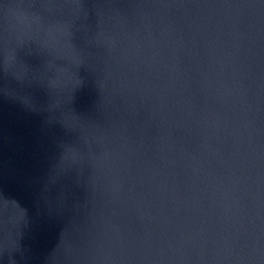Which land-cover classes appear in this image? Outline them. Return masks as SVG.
<instances>
[{
    "label": "water",
    "instance_id": "obj_1",
    "mask_svg": "<svg viewBox=\"0 0 264 264\" xmlns=\"http://www.w3.org/2000/svg\"><path fill=\"white\" fill-rule=\"evenodd\" d=\"M0 264H264V0H0Z\"/></svg>",
    "mask_w": 264,
    "mask_h": 264
}]
</instances>
